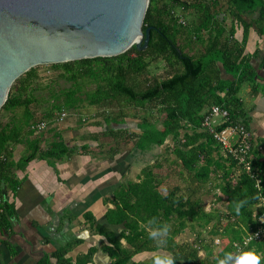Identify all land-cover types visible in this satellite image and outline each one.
<instances>
[{"label": "trees", "instance_id": "obj_1", "mask_svg": "<svg viewBox=\"0 0 264 264\" xmlns=\"http://www.w3.org/2000/svg\"><path fill=\"white\" fill-rule=\"evenodd\" d=\"M224 10L230 15V25L226 24V18H220L219 14L226 15ZM193 12L198 22L192 17ZM236 23L243 30L241 41L234 37ZM149 26L153 29L144 50L132 46L116 56L49 64L61 69L59 79L70 82L69 86L58 90L50 88V84L42 86L38 82L39 65L12 84L0 110L23 108V112L0 124V254L5 247L12 260L18 254L10 240L16 212L8 198L22 182L17 170L24 169L34 158L54 165L57 160L79 152L77 146L67 144L53 128L51 140L42 146L38 136L42 131L36 134L30 128L32 122L42 120L35 119L31 104H41L43 120L51 123L64 109L78 111L85 102L102 108L106 124L124 123L128 118L138 120L136 131L110 128L109 134L115 139L111 158L122 146L146 150L164 145L167 138L173 140V145L164 150L154 166L142 170L138 182L121 188L116 200H112L114 208L106 213L109 223H123L122 237L133 249L122 246L111 229L95 224L92 216H87L90 227L112 244H101L112 264H160L130 259L141 250L156 249L158 246L151 244L154 240L149 238L147 229L165 224L171 229L167 242L173 246L170 258L174 264H217L225 253L247 250L261 254L264 264V239L249 242L241 251L234 246V242L241 243L247 230L256 226L252 214L260 194L264 195V155L254 145L251 163L260 182L258 189L250 174L226 155L201 127L205 113L214 104L227 108L231 120L247 126L239 91L245 82L255 86L256 69L252 64L254 54L245 53V43L250 28L258 34L264 33V0H149L143 30ZM181 39H185V44H180ZM194 45L200 47L195 49ZM159 59L168 65V75L140 79L150 63ZM223 73L229 77H223ZM87 84H94V88L82 91ZM46 88L50 93L42 99L36 91ZM78 118L81 120V116ZM20 143L26 144V152L14 160L13 146ZM163 164L169 170L162 176L154 169L162 168ZM175 167L176 176L186 177L190 184L210 185L209 190L218 188L225 199L223 214L205 209L203 200L190 193L188 184L183 187L176 184L161 192V180L168 178ZM188 225L194 233L193 240L175 243L173 238ZM215 235L221 236L220 246L213 242ZM78 242L74 240L44 254L37 263L86 264L95 249L77 256L75 262L67 256ZM208 257L210 262L206 261ZM12 260L8 264H13ZM0 263L3 264L1 260Z\"/></svg>", "mask_w": 264, "mask_h": 264}, {"label": "crops", "instance_id": "obj_2", "mask_svg": "<svg viewBox=\"0 0 264 264\" xmlns=\"http://www.w3.org/2000/svg\"><path fill=\"white\" fill-rule=\"evenodd\" d=\"M227 24H231L230 19ZM234 37L239 41L243 37L242 27L238 23L235 24ZM245 53L254 54L252 64L256 75L255 86L248 84L247 97L241 96L246 110L244 118L253 133L254 145H258V151L264 155V33L258 34L255 29H249ZM222 76L229 77L225 73ZM89 113L82 115L77 122L70 117L49 122L46 133L38 135L43 146L51 140L53 128L67 144L77 146L79 152L57 160L54 165L47 160L34 158L24 169L17 170L22 179L21 185L14 195H8L16 212L10 237L18 252L12 260L13 264H38V259L44 254L74 240L79 242L67 253L73 262L77 256L95 249L91 261L86 264H112L108 253L101 249L102 242L112 244L105 235L90 227L87 216H92L95 224L111 229L122 246L133 249L122 237L125 232L123 223H109L106 213L114 208L112 200H116L121 188L138 182L142 170L154 166L164 150L173 145V140L169 139V144L146 150L133 145L122 146L111 158V146L115 139L109 134L110 128L136 131L138 120L128 118L124 123L106 124L98 110ZM118 124H124V127ZM84 145L88 146L83 150ZM25 152L26 144H16L13 146L12 158L18 160ZM154 172L162 176L166 174L165 164L160 169H154ZM176 177L163 178L159 186L161 192L170 190L176 184L181 187L188 184L190 193L203 200L205 209H214L219 215L223 214L225 199L220 196L218 188L209 190L210 185L200 187L190 184L184 176ZM203 191L210 192L212 197L209 200L203 199ZM258 209L259 205H254V212ZM147 230L149 233L152 231L150 228ZM193 238L194 233L188 225L173 240L182 243L190 242ZM151 244L157 245L155 241ZM171 248L173 246L167 242L153 250H141L132 255L130 260L166 264L164 260L173 254ZM8 254L9 250L3 248L0 254L3 264H8ZM210 259L208 257L206 261L210 262Z\"/></svg>", "mask_w": 264, "mask_h": 264}, {"label": "water", "instance_id": "obj_3", "mask_svg": "<svg viewBox=\"0 0 264 264\" xmlns=\"http://www.w3.org/2000/svg\"><path fill=\"white\" fill-rule=\"evenodd\" d=\"M148 5L149 0H0V108L15 80L32 67L147 48L153 29L143 30Z\"/></svg>", "mask_w": 264, "mask_h": 264}, {"label": "built area", "instance_id": "obj_4", "mask_svg": "<svg viewBox=\"0 0 264 264\" xmlns=\"http://www.w3.org/2000/svg\"><path fill=\"white\" fill-rule=\"evenodd\" d=\"M67 113L62 111L57 120H62ZM48 122L45 120H36L30 124V128L34 131H42L46 129ZM201 127L205 129L213 140L221 147L222 151L237 161L241 169H244L255 180V186L260 189V182L257 173L253 169L251 163V151L254 147L253 133L242 122H235L229 118L228 109L221 105H211L204 115ZM259 209L253 212L252 217L256 222L254 229L245 232L241 243L234 242L235 249L241 251L243 246L251 241H259L264 239V195L260 194L257 203ZM215 245L222 244L221 236L213 237Z\"/></svg>", "mask_w": 264, "mask_h": 264}, {"label": "rangeland", "instance_id": "obj_5", "mask_svg": "<svg viewBox=\"0 0 264 264\" xmlns=\"http://www.w3.org/2000/svg\"><path fill=\"white\" fill-rule=\"evenodd\" d=\"M226 15L223 14V18H226V24L229 22V19H230V15L229 13H227L226 10H224ZM187 12V11H185ZM192 17H195L196 19V22H198V19L196 17V13L193 12L192 14ZM180 44L183 45L185 44V39H181L180 41ZM195 49L200 47V45H194ZM194 49V50H195ZM149 57H147L148 59ZM168 70H169V67L168 65L161 59H159L158 61L156 62H152L150 63L149 67H148V70L145 72L144 75H141L139 78L140 79H143L144 77H147L148 79H151L152 76H156V77H159V78H163V77H166L168 75ZM61 69L59 68H52L48 65H39V68H37V73L39 75V78H38V82L42 85V86H46L48 84L51 85L50 88H53V90H58V88H63L65 86H69L70 85V82L68 81H63V79H59V73H60ZM144 82H141V85H143ZM248 83L245 82L240 91H239V95L246 98L247 95H248ZM94 88V84H87L83 86L82 88V91H85V90H92ZM51 90V89H50ZM49 92V89L46 88L45 89H41V90H38L36 91L37 95L41 96L42 99L44 97H47L48 96V93ZM30 108L32 109L34 115H35V119H43L42 118V112H43V106H41V104H39L38 102H34L31 104ZM101 107H97L96 105H87L85 102L83 103V106L78 110V111H69V110H63L66 114V116L64 118H73L74 121L77 122V119L79 116H84V115H87V114H90L89 112H93L95 110H98L99 112H101ZM23 112V108H16L14 110H11V111H4V110H0V124H3V123H6L8 121H10L13 117L15 116H20L21 113ZM155 116L158 115L157 112H154ZM59 116V115H58ZM57 116V118H58ZM56 119V118H55ZM45 120V119H44ZM48 122V121H47ZM48 125H49V122H48ZM48 130V126L46 129L42 130V135L44 133H46V131ZM40 132L36 133V134H39ZM166 144H169V141H167L165 143ZM25 154V153H23ZM169 168L167 166H165V172H168ZM178 169L173 168V171L171 174H169L168 176L171 177V176H174L176 177V171ZM164 173V171H162ZM177 178V177H176ZM201 195L203 196V199L205 198L206 200H209V198L212 197V194H210V192L206 193L205 191H203L201 193Z\"/></svg>", "mask_w": 264, "mask_h": 264}, {"label": "clouds", "instance_id": "obj_6", "mask_svg": "<svg viewBox=\"0 0 264 264\" xmlns=\"http://www.w3.org/2000/svg\"><path fill=\"white\" fill-rule=\"evenodd\" d=\"M154 223V221H153ZM170 225L154 227L149 233V238L154 240L158 246L167 243L170 234ZM262 255L255 250L241 251L238 254L225 253L223 258H219L217 264H261ZM166 264H174L172 258H166Z\"/></svg>", "mask_w": 264, "mask_h": 264}, {"label": "flooded vegetation", "instance_id": "obj_7", "mask_svg": "<svg viewBox=\"0 0 264 264\" xmlns=\"http://www.w3.org/2000/svg\"><path fill=\"white\" fill-rule=\"evenodd\" d=\"M169 139H171V138H167L166 141H165V143H166L167 141H169ZM172 142H173V141H172ZM165 143H164V144H165ZM11 260H12V258L10 257V258H9V262H10ZM2 262H3V261H2Z\"/></svg>", "mask_w": 264, "mask_h": 264}]
</instances>
